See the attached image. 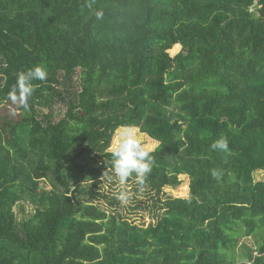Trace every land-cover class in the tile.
Wrapping results in <instances>:
<instances>
[{
  "label": "trees",
  "instance_id": "16d2710c",
  "mask_svg": "<svg viewBox=\"0 0 264 264\" xmlns=\"http://www.w3.org/2000/svg\"><path fill=\"white\" fill-rule=\"evenodd\" d=\"M37 64L0 117V264H264V0H0V104ZM125 124L159 144L122 205L101 177Z\"/></svg>",
  "mask_w": 264,
  "mask_h": 264
},
{
  "label": "clouds",
  "instance_id": "9594fccd",
  "mask_svg": "<svg viewBox=\"0 0 264 264\" xmlns=\"http://www.w3.org/2000/svg\"><path fill=\"white\" fill-rule=\"evenodd\" d=\"M91 7V2L88 5ZM97 20L103 18V11L95 12ZM48 77L46 65L37 64L25 71L17 73L16 83L8 93V99L12 104L25 112L30 111V99L35 91L33 81H45ZM213 150L228 152L229 145L226 137H221L212 143ZM111 154V167L103 171L101 179L113 182L118 180L120 191L115 198L122 204L127 205L131 194L126 190V183L135 174V182L143 186L155 165L152 149L144 145L141 139V130L134 124L118 126L113 133L109 148ZM107 163V162H106ZM213 176L218 173L213 172Z\"/></svg>",
  "mask_w": 264,
  "mask_h": 264
},
{
  "label": "rangeland",
  "instance_id": "374dc122",
  "mask_svg": "<svg viewBox=\"0 0 264 264\" xmlns=\"http://www.w3.org/2000/svg\"><path fill=\"white\" fill-rule=\"evenodd\" d=\"M182 50V46L181 45H175L169 52L171 54V56H175L176 54H178L180 51ZM21 111L20 109L12 104V102H4L2 104H0V117H6L8 120H12L15 121L18 118H20V114ZM53 117L52 119L55 120L58 117V115L55 114V111L53 110ZM48 114H51L50 111L48 109H43V111L40 113V115L44 118H46V116ZM141 139L142 142L144 143V145L148 148H151L152 150H154L159 142L156 139H153L152 137H150L148 134L141 132ZM132 178H135V175L133 174ZM180 178L183 180V182L178 185V186H168L165 188V192L168 195H172L174 197H188L189 196V176L183 174L180 175ZM257 178L259 179H264V172H260L257 175ZM110 183V182H108ZM112 183V182H111ZM130 183L127 181L126 183V190L131 194V198L130 200H134L135 198H139V199H146L144 195L140 194L135 196L134 192L130 189ZM115 192L120 191V188L118 186V180L115 181V185L112 187ZM25 197H26V203L24 201H20L17 203L16 205V211L18 212L19 215H21V211L23 208H25V210L27 212H31L32 208H33V204L34 203H39V197L38 196H33L32 194H29L28 192L24 193ZM123 212H126L127 210L123 209ZM131 214L130 217L136 222V223H142V221H145V223L147 224L150 221V216L148 214V212L146 211H139L136 213H129ZM242 241H245L249 246H254L255 242L252 239V237H246V238H241L239 240V245L242 243ZM236 250L238 252H242L243 250L240 247H237Z\"/></svg>",
  "mask_w": 264,
  "mask_h": 264
}]
</instances>
